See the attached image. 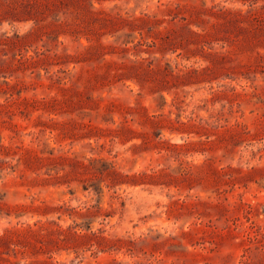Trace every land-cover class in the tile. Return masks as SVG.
Here are the masks:
<instances>
[{
	"label": "rangeland",
	"instance_id": "374dc122",
	"mask_svg": "<svg viewBox=\"0 0 264 264\" xmlns=\"http://www.w3.org/2000/svg\"><path fill=\"white\" fill-rule=\"evenodd\" d=\"M0 264H264V0H0Z\"/></svg>",
	"mask_w": 264,
	"mask_h": 264
}]
</instances>
